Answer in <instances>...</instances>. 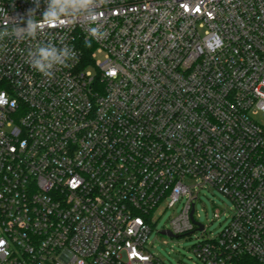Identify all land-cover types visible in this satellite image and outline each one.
Wrapping results in <instances>:
<instances>
[{"label":"built area","instance_id":"1","mask_svg":"<svg viewBox=\"0 0 264 264\" xmlns=\"http://www.w3.org/2000/svg\"><path fill=\"white\" fill-rule=\"evenodd\" d=\"M165 204L199 264H264V0H0V264H166Z\"/></svg>","mask_w":264,"mask_h":264},{"label":"rangeland","instance_id":"2","mask_svg":"<svg viewBox=\"0 0 264 264\" xmlns=\"http://www.w3.org/2000/svg\"><path fill=\"white\" fill-rule=\"evenodd\" d=\"M86 69L92 74L97 71L92 65ZM232 206V201L216 188L201 190L199 199L196 201V212L199 215V221L207 226L209 237L217 236L228 225ZM179 211L180 206L166 208V204L156 211L153 222L154 231L150 236L152 251L158 254L166 264H199L194 247L203 238V233L197 231L177 237L161 233L163 229L169 228L170 219ZM216 212L219 213V218H215Z\"/></svg>","mask_w":264,"mask_h":264},{"label":"clouds","instance_id":"3","mask_svg":"<svg viewBox=\"0 0 264 264\" xmlns=\"http://www.w3.org/2000/svg\"><path fill=\"white\" fill-rule=\"evenodd\" d=\"M84 2L85 3H91L92 0H84ZM97 29L98 28L92 29V36L93 37H97V35H98ZM99 35H101V34H99ZM40 56H41V59L36 60L33 63L32 67L36 68L43 75L48 76V75H50V73H48L45 69H46V66L51 67V65L48 63V61L53 58V54L46 51V50H41Z\"/></svg>","mask_w":264,"mask_h":264},{"label":"trees","instance_id":"4","mask_svg":"<svg viewBox=\"0 0 264 264\" xmlns=\"http://www.w3.org/2000/svg\"><path fill=\"white\" fill-rule=\"evenodd\" d=\"M252 263H253V264H257V263H255V262H253V261H250V264H252Z\"/></svg>","mask_w":264,"mask_h":264},{"label":"water","instance_id":"5","mask_svg":"<svg viewBox=\"0 0 264 264\" xmlns=\"http://www.w3.org/2000/svg\"><path fill=\"white\" fill-rule=\"evenodd\" d=\"M201 228H202V227H201ZM167 234L172 236V234H171L170 232H168Z\"/></svg>","mask_w":264,"mask_h":264}]
</instances>
